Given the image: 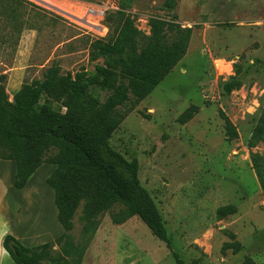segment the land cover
Masks as SVG:
<instances>
[{"label":"rangeland","instance_id":"obj_1","mask_svg":"<svg viewBox=\"0 0 264 264\" xmlns=\"http://www.w3.org/2000/svg\"><path fill=\"white\" fill-rule=\"evenodd\" d=\"M51 1L0 0V60L12 65L17 58L23 82L42 79L51 65H58L56 86L42 94L41 102L63 113L68 97L61 82L67 72L104 67L85 92L86 99L98 104L118 84V68L103 58L90 60L89 43L108 34L106 15L120 3L140 30L142 45L152 16L176 15L177 22L191 27L185 54L153 91L130 112L131 102L118 108L125 117L111 131L109 143L127 158H137L139 180L185 264H240L245 256L264 264V192L251 158L252 153L264 156V131H255L264 121V0H176L173 9L165 0ZM99 5L111 7L102 20L95 19L102 30L85 22L89 7ZM4 68L0 64V71ZM235 80L239 86L225 91L224 83ZM75 107L71 111L80 114ZM219 109L235 125L237 137L226 135ZM186 111L194 113L185 121ZM54 167L40 165L28 191L46 186L53 192L45 180ZM9 200L14 204L16 198ZM82 203L73 216L71 237L53 243L47 258L69 264H177L137 215L121 223L113 220L125 212L123 204L110 206L88 227ZM46 213L39 223L37 207L30 211L36 222L31 229L44 225L46 233L49 224L52 236L59 222L52 211L49 219ZM224 242H238L240 249L222 253Z\"/></svg>","mask_w":264,"mask_h":264},{"label":"trees","instance_id":"obj_2","mask_svg":"<svg viewBox=\"0 0 264 264\" xmlns=\"http://www.w3.org/2000/svg\"><path fill=\"white\" fill-rule=\"evenodd\" d=\"M175 5L176 0H165L168 9ZM124 9L120 3L119 9L108 13L105 18L108 34L89 43L90 60L103 58L119 70L120 80L104 103L85 98L86 90L98 82L99 74L104 71L98 64L94 71L82 68L63 76L61 89L68 97L64 113L41 102L42 94L56 86L58 65H51L42 79L23 82L12 98L6 90V76L0 73V158L15 162L13 184L16 188L23 187L41 164L55 165L45 181L53 189L57 219L63 227L55 240L35 246H25L14 236L5 235L3 247L15 264H69L60 257L47 258V250L53 243L71 237L73 216L81 202L82 216L88 227L110 206L123 204L125 212L113 215L116 223L137 215L152 234L164 242L176 263L185 264L172 248L154 199L139 180L137 158H127L111 146L109 135L125 117L118 108L131 102L127 112L132 111L183 57L191 27L177 22L176 15L171 19L152 16L148 20L150 33L143 36L142 45L140 30ZM239 84L237 80L228 81L223 87L230 91ZM73 107H80L81 113L71 111ZM193 113L186 111L182 116L186 121ZM218 113L224 120L226 135L237 137L235 125L227 114L222 109ZM257 129L264 131L263 120L255 131ZM255 131L252 143L257 138ZM251 158L264 192V156L252 153ZM229 247L237 251L240 244L224 242L222 253ZM240 264L257 263L245 256Z\"/></svg>","mask_w":264,"mask_h":264},{"label":"crops","instance_id":"obj_3","mask_svg":"<svg viewBox=\"0 0 264 264\" xmlns=\"http://www.w3.org/2000/svg\"><path fill=\"white\" fill-rule=\"evenodd\" d=\"M46 1L52 3L51 0ZM15 60H17V58H13L12 61H10L12 65H8L9 62L6 63L0 60V64L6 66V68L2 69L0 73H3L6 76V90L8 94L11 95H13L20 88L24 79L22 70L15 66ZM14 174L15 162L10 159L0 158V264H15L3 247V239L5 235L10 234L14 236L25 246H35L55 240L63 232L62 225L58 223L61 226L59 227L56 221L54 224L56 234L52 236L49 224L47 225L46 233L44 225L42 226V229L40 228V230L31 229L35 227H33V225L36 222L32 223V218L29 217V213L36 207L39 211V223L40 220L42 222L45 218V209L47 211V218H50V211H52L54 220H56L57 208L55 209L56 206L54 207V193L46 186H42L36 193L31 189L28 191L30 178L23 187L16 188L13 184ZM47 194L48 197H46ZM10 197H12L14 201L16 198L14 204L10 202ZM18 203L19 205H17ZM50 205L52 210L50 209ZM38 222L37 224L39 225ZM31 224H33L32 227Z\"/></svg>","mask_w":264,"mask_h":264},{"label":"built area","instance_id":"obj_4","mask_svg":"<svg viewBox=\"0 0 264 264\" xmlns=\"http://www.w3.org/2000/svg\"><path fill=\"white\" fill-rule=\"evenodd\" d=\"M109 8H111L109 5H99V7H89L88 9V15L85 19V22L89 24L88 27H95L100 26L101 30L103 29L102 25H100L98 22L95 21L96 18H100L102 20L105 16V11H107ZM89 16H91L94 19H90Z\"/></svg>","mask_w":264,"mask_h":264}]
</instances>
